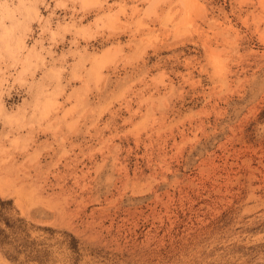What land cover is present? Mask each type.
<instances>
[{"label": "rangeland", "instance_id": "1", "mask_svg": "<svg viewBox=\"0 0 264 264\" xmlns=\"http://www.w3.org/2000/svg\"><path fill=\"white\" fill-rule=\"evenodd\" d=\"M1 11L0 264H264V0Z\"/></svg>", "mask_w": 264, "mask_h": 264}, {"label": "bare ground", "instance_id": "2", "mask_svg": "<svg viewBox=\"0 0 264 264\" xmlns=\"http://www.w3.org/2000/svg\"><path fill=\"white\" fill-rule=\"evenodd\" d=\"M4 9L7 10V5H5V8H4ZM2 12H3V11H1V13H0L1 15L3 14ZM6 12H7V11H6ZM6 14L8 15L9 13L7 12Z\"/></svg>", "mask_w": 264, "mask_h": 264}]
</instances>
